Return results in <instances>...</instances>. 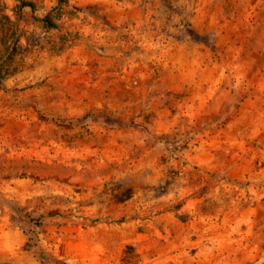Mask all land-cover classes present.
<instances>
[{"label":"rangeland","instance_id":"1","mask_svg":"<svg viewBox=\"0 0 264 264\" xmlns=\"http://www.w3.org/2000/svg\"><path fill=\"white\" fill-rule=\"evenodd\" d=\"M0 264H264V0H0Z\"/></svg>","mask_w":264,"mask_h":264},{"label":"trees","instance_id":"2","mask_svg":"<svg viewBox=\"0 0 264 264\" xmlns=\"http://www.w3.org/2000/svg\"><path fill=\"white\" fill-rule=\"evenodd\" d=\"M22 7L23 8H30L32 11H35V7H34V4L31 3V2H23L22 3ZM43 22H46V23H49V16H45L43 19H42Z\"/></svg>","mask_w":264,"mask_h":264}]
</instances>
